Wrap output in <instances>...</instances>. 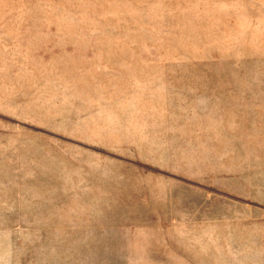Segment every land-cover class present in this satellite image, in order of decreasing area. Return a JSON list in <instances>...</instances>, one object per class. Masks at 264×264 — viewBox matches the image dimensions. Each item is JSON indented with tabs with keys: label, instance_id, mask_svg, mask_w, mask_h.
<instances>
[{
	"label": "rangeland",
	"instance_id": "1",
	"mask_svg": "<svg viewBox=\"0 0 264 264\" xmlns=\"http://www.w3.org/2000/svg\"><path fill=\"white\" fill-rule=\"evenodd\" d=\"M0 264H264V0H0Z\"/></svg>",
	"mask_w": 264,
	"mask_h": 264
}]
</instances>
